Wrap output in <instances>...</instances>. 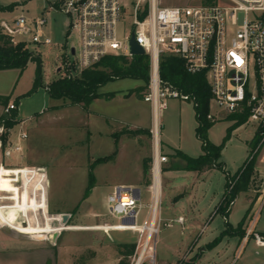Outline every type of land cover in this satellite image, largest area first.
<instances>
[{
  "label": "rangeland",
  "instance_id": "rangeland-1",
  "mask_svg": "<svg viewBox=\"0 0 264 264\" xmlns=\"http://www.w3.org/2000/svg\"><path fill=\"white\" fill-rule=\"evenodd\" d=\"M160 2L164 6L171 7L204 5V0H160ZM222 2L223 0L213 1V3ZM12 4L14 5L12 9L7 8ZM0 6H2L0 7L1 25L4 22L11 24L20 16H25L28 20L40 17L46 2L0 0ZM47 16L49 23L44 28V33L53 41V45L37 46L30 43L28 46L26 43L30 42L29 37L19 35L15 37L17 43H22L25 39V44L33 57L42 59V79L45 85L60 76L58 70L64 71L61 67V58L66 51L78 47L79 44L77 32L64 36L67 23L64 15L49 12ZM238 18L241 24L244 19L243 14H239ZM36 68L37 63L29 61L23 72L19 69L0 70V96H11L10 102L23 96L20 101V117L25 121L9 131L0 128V164L6 168L30 165L42 169L48 179V213L52 216L69 215L67 227L105 228L62 231L55 240L50 235L48 240H36L15 231L0 229V261L12 259L17 264H119L123 261L133 264L140 236L133 231H108L114 228L106 226L117 225L120 221L108 215L106 198L116 186L133 185L140 189L142 196L138 224L143 225L147 219L149 220L150 205L153 200L152 192L148 188L154 181L155 142L151 132L152 108L143 100L147 89L140 92V88L144 86L140 80L117 79L99 89L101 94L114 93L112 99L105 97L96 99L88 108L83 105L72 106L67 101L51 99L45 88H39L26 96L33 87ZM78 73L79 71L75 72L76 75ZM132 91L133 93L128 97V93ZM3 108L0 105V115ZM210 111L217 117V121H212L214 123L207 129L206 138L209 142L220 145L233 121L224 119L222 116L224 114L214 105L211 106ZM125 117L127 119H124ZM197 126L192 101L182 99L167 101V108L160 117L158 138L161 152L168 157V162L162 164L161 171L164 167L183 164L184 160L180 157L176 158L178 160L172 158L174 150H180L192 158H197L203 153V141L197 136ZM22 131L28 135V139L19 142L18 134ZM257 133L256 124H245L232 132L221 153V161L231 174L238 171L252 150L260 148L257 168L264 177V138L260 144L258 141H253ZM115 134L118 137H115ZM5 137L7 139L4 148ZM18 144L24 149L22 153L15 151ZM27 146L31 147L30 152L35 165L25 159ZM114 153L113 160L95 167L96 187L89 198L82 201L88 184L90 165L98 158L112 156ZM145 166L149 167L147 172ZM191 172L172 173L175 176L173 184L176 189L175 194L183 192L184 183L193 181L194 175ZM224 181L223 173L213 170L203 182H200L202 184H199L207 191L201 206H197L201 210L198 223L201 227L198 228L196 225V231H202L203 226L207 225L203 238L212 232L213 238L217 237L225 229L226 223L237 228L246 213V197L241 195L227 218H223L222 213L215 214ZM248 194L249 199H252L255 192L248 191ZM194 196L195 194L191 200H194ZM206 201L210 204L204 205ZM159 207L161 213L164 210V213L168 212L171 217L175 218L178 214L177 208L168 201L166 195H163ZM184 207L189 208L185 202ZM249 208L251 211V201ZM249 220L248 218L247 222L250 224ZM174 221L160 222L157 241L154 240L152 243L156 247L155 262L148 258L145 264H163V261L167 264H182L199 254L196 250L195 255L186 254L177 261L182 244L181 247L176 245L180 243L181 234L179 225ZM167 223H172L173 226L167 227ZM255 229L259 233L264 232V209L257 218ZM127 243H136L135 253L129 258L120 254V251H126L120 248V245ZM242 245L240 236L227 235L214 249L204 252L200 264H264V246L258 245L254 239Z\"/></svg>",
  "mask_w": 264,
  "mask_h": 264
},
{
  "label": "built area",
  "instance_id": "built-area-1",
  "mask_svg": "<svg viewBox=\"0 0 264 264\" xmlns=\"http://www.w3.org/2000/svg\"><path fill=\"white\" fill-rule=\"evenodd\" d=\"M44 1L46 6L40 17L28 20L25 16H20L11 24L4 22L0 25V36L10 37L13 45L18 44L15 40L17 35L29 37V43L24 39L28 46L30 43L37 46L53 45V41L44 33V28L49 23L47 15L53 12L65 16L66 35L78 33V47H72L74 54L70 48L64 53L65 62L61 58L63 69L72 66L80 73L93 68L107 56L133 58V38L144 50V55L149 57L150 80L143 100L151 105L153 114V176L156 168L159 167L161 173V165L168 161V157L161 152L158 138L160 117L167 108V101H191L188 95L161 80L162 56L180 58L190 74L205 73L211 92L210 110L214 105L227 116H247L245 124H256L264 138V0H223L222 3L188 7L164 6L160 0ZM239 14L244 16L241 24ZM75 72L73 75H76ZM16 109V104L9 102L3 108V114L10 115ZM208 119L217 121L211 111ZM19 137L20 140L28 139L24 132ZM15 151L21 152V147L16 146ZM3 168L4 165L0 164V177ZM7 169L12 176L10 183L16 186L17 193L28 188L30 196L40 198L37 189L40 168L27 166ZM150 190L153 200L150 217L145 224L139 225L142 198L140 189L116 186L106 198V209L108 215L118 219L120 223L111 225L110 228L114 229L109 231L137 232V229L146 226L151 219L156 199L154 181ZM258 192L260 195L254 203L242 246L250 239L264 246V235L255 229L257 218L264 209V192ZM10 193L14 192L0 189V229L13 231V226L25 225L27 218L18 215L10 223L6 211L16 205V200L12 199ZM33 215L36 218L35 212ZM30 219L33 220L31 214ZM160 222L158 218V231L154 240L160 233ZM174 222L182 225L184 219L180 217ZM172 226V223H167V227ZM140 246L139 239L133 264H144L148 258L155 262V245L154 253L143 260Z\"/></svg>",
  "mask_w": 264,
  "mask_h": 264
},
{
  "label": "trees",
  "instance_id": "trees-1",
  "mask_svg": "<svg viewBox=\"0 0 264 264\" xmlns=\"http://www.w3.org/2000/svg\"><path fill=\"white\" fill-rule=\"evenodd\" d=\"M214 0H204V5L213 4ZM13 4L7 8L12 9ZM2 8V6H0ZM67 36V35H66ZM65 54L63 61L65 62ZM35 61L37 63L36 77L32 89L26 94L31 95L39 88H45L49 97L57 101H67L72 106L83 105L85 108L96 99L105 97L112 99L114 93L101 94L99 89L107 83L123 78H132L140 80L144 86L140 88V92L148 89L150 80V59L148 56H135L127 58L123 56H107L102 59L93 68L81 71L78 75H73L76 70L72 66H67L64 71H59V77L53 79L47 85L43 82V62L40 57H33L32 53L27 48V45L22 42L16 45L12 44L11 38L7 36H0V70L19 69L23 72L29 63ZM63 72V73H62ZM160 77L164 83L169 84L174 89L181 93L188 95L194 104L195 117L197 120L196 133L200 140L203 141V154L197 158L189 157L181 151L176 152V156L180 157L186 162L184 170L188 171H204L210 169H217L222 171L226 178V189L224 198L218 208L225 217L228 215V210L235 202L241 193H247L253 189L256 184V162L260 152L259 149H254L250 152L243 165L234 174L229 173L225 165L220 162L221 153L225 147L226 142L231 138L234 130L244 125L247 121L245 115H233L230 120L234 121L228 127L226 136L220 145L209 142L206 138L207 129L214 123L208 119L210 113V99L211 92L205 73L190 74L186 71L183 61L174 56H162L160 59ZM139 91V90H138ZM133 93H128V97ZM23 96L14 99L17 109L12 111L10 115L2 114L0 116V128L5 130H12L20 123L18 119V107ZM11 101V96H0V105L5 107ZM137 133V132H136ZM115 137H118L115 134ZM259 137V138H258ZM258 138V139H256ZM6 137L3 139V147H6ZM263 140L262 135L258 131L253 141H258L260 144ZM112 156L98 158L89 167L88 184L83 194L82 201H85L91 195L93 189L96 187V176L94 169L98 164L106 163L113 160ZM149 170L145 166V172ZM255 189V188H254ZM79 207V206H78ZM78 209V208H77ZM248 217V212L245 214L242 221L234 229L229 223H226V229L214 241L207 245L208 250L214 249L227 235L238 234L243 239L245 231L242 229ZM120 248L126 251H120L123 257H131L135 253L136 243L121 244ZM200 255L194 256L189 262H182V264H199ZM119 264H129L121 261ZM145 264V263H144Z\"/></svg>",
  "mask_w": 264,
  "mask_h": 264
},
{
  "label": "crops",
  "instance_id": "crops-1",
  "mask_svg": "<svg viewBox=\"0 0 264 264\" xmlns=\"http://www.w3.org/2000/svg\"><path fill=\"white\" fill-rule=\"evenodd\" d=\"M66 28H67V23H66V27H65V31H64V36H66ZM20 108H21V102H20V105L18 107V112H19L18 119L20 120L19 124L21 125L25 121H23L20 117ZM2 114H3V109H2L1 115ZM221 115L222 114H220V116ZM222 116L224 117V119H228L229 117H231V116H227L226 114H224ZM30 119H31V117H29L28 120H30ZM124 119H127V117H125ZM128 121L130 123H132L129 119H128ZM232 124H234V121ZM244 125L240 126L239 128L243 127ZM20 133L18 134V140H19V142L20 141L23 142L25 140H20V137H19ZM18 146L21 147V152H18V153H22L24 151L23 147L21 146V144H18ZM30 151H31V147L27 146L25 159L27 160L28 163L35 165L36 163H35ZM177 151H180V150H174V153L171 155L172 158L175 160H178V159H176L178 157L175 155ZM7 156H9V155H7ZM220 162H222L221 158H220ZM182 163L183 164L176 165V167H164V170L161 171L162 173H160L161 199H162L163 195H166L168 201L171 202V204L174 206V208H177L176 210H177L178 214L175 218L171 217L168 212L164 213V210L161 213V207H159L158 218L161 221H163V220L164 221L176 220L177 218H180V217H182L184 219V223L182 225L178 224L179 229H180L181 238H179L180 243L176 244V245L178 247H181L180 245L182 244V249L179 251V255H178L179 257H178L177 261L180 260L183 257V255H186V254H189L192 256L195 255L196 250H198L199 255L201 256L199 261H198V263L200 264V261H201V258L203 256L204 252L208 251L207 245L209 243H211L212 241H214L226 229V227H225V229H223L219 233V235L215 238H213V235H214L213 232L210 233V235H208L206 238H203V233H204V231H206L207 225L203 226L202 231H200V232L196 231V225H198L199 218L201 217V214H200L201 210H199L197 208V206L198 207H199V205L201 206V201H203L205 199L206 192H207V191H205V188H203L199 184H202L200 182L204 181V179L207 177L208 173H210L213 170H217V169H210V170H204V171H199V172L198 171H192L191 173H193V175H194L193 181H189L187 183V184H189L188 186L186 183H184L182 186L183 192L175 194L176 189L173 186V184L175 183L174 182L175 176L172 175V173H174V172H190L188 170L183 169L186 165V162L183 161ZM28 166H30V165H28ZM22 167H27V166H22ZM30 167H33V166H30ZM225 168L228 171V168L226 165H225ZM161 169H163L162 165H161ZM255 169L257 172V174L255 176L256 177V184L254 187L255 189L253 188V189L249 190V191L253 190L255 192L254 197L252 199H249L248 192L247 193H241L237 197L235 202L232 204L230 209L228 210V215H229V214H231L233 207L235 206L236 202L240 199L241 195H244L246 197V202H247L246 213L248 212V217H247L245 224L242 228L245 232H246L247 226L249 224V222H247V220H248V218L250 219V216L252 215V211L254 208V203H255L256 199L258 198V196L260 195V193L258 191L264 192V177H263V175L260 174L259 169L257 168V162H256V168ZM9 174H11V172L7 168L4 167L2 170V176L0 177V189L4 188V190H7L8 192H14V193H10V195L13 196V198H12L13 200H16V205L14 207H10V209H8L6 211V215H7L8 219L10 220V223H13L16 220V218L18 217V215L24 216L25 219L27 218L25 225H15V226H13V228H14L13 231L20 233L22 235L30 236L31 238L36 239V240H48L49 235L51 236V238L53 240H55L56 239L55 234H59L62 231L104 230L105 227H67L66 225H64L61 222L60 216L49 215L48 204H47L48 179L45 175V172L42 169H40V175L38 177L39 183L37 185V189L40 192V198L39 199H37V198L34 199L32 195L30 196L28 188L23 189L22 193H20V194L17 193L18 190H17L16 186L13 185L12 183H10V181H11L10 179L12 176H10ZM164 174H166V176H164ZM223 176H224L225 181H224L223 188L221 191L220 200L215 207V211H214L215 214L222 213L221 211H218V208H219V206H220V204L224 198L226 183H227V178H226L224 173H223ZM119 186H124V185H119ZM128 186L134 187L133 185H128ZM148 189L150 190V188H148ZM188 190H191V192H188ZM178 192H180V191H178ZM194 194H195L194 200H191L193 198ZM189 199L191 201H187ZM250 201L252 202L251 211L249 208L250 207ZM184 202L187 204V207H189V208L184 207ZM206 204L209 205L210 203L206 201V203L204 205H206ZM34 212H35L36 218L33 215ZM30 214L33 216V220L30 219ZM39 215L41 216V220L39 218ZM222 216H223V218H227L224 216L223 213H222ZM36 219H37V221H36ZM110 226L111 225H108L106 227L110 228ZM200 227H201V225H198V228H200ZM231 227L236 229L233 226H231ZM260 233L264 235V232H260ZM231 235L232 236H240V235L234 234V233ZM202 248H204V249H202ZM174 252L177 253V250L174 249ZM0 264H17V263L12 261V259L11 260L5 259L4 261H0ZM21 264H27V263H21ZM28 264H30V263H28ZM163 264H167L166 261H163Z\"/></svg>",
  "mask_w": 264,
  "mask_h": 264
},
{
  "label": "bare ground",
  "instance_id": "bare-ground-1",
  "mask_svg": "<svg viewBox=\"0 0 264 264\" xmlns=\"http://www.w3.org/2000/svg\"><path fill=\"white\" fill-rule=\"evenodd\" d=\"M154 184H155L156 199L154 202V210L152 212L151 219L146 226L137 229L138 230L137 233L140 236L141 260H143L144 258L147 259L150 255L154 253V248L152 243L155 238V234L158 231L157 228L158 212H159V205L161 200L159 167H157L154 172Z\"/></svg>",
  "mask_w": 264,
  "mask_h": 264
},
{
  "label": "water",
  "instance_id": "water-1",
  "mask_svg": "<svg viewBox=\"0 0 264 264\" xmlns=\"http://www.w3.org/2000/svg\"><path fill=\"white\" fill-rule=\"evenodd\" d=\"M131 46H132L131 54L133 56H143L144 55V50L141 47H139L137 43H135L134 38L131 41ZM71 53L74 54L73 48L71 49ZM61 218H62V223L66 225L67 222L69 221L70 216L65 214V215H62ZM57 236L58 234H55V238H57Z\"/></svg>",
  "mask_w": 264,
  "mask_h": 264
}]
</instances>
